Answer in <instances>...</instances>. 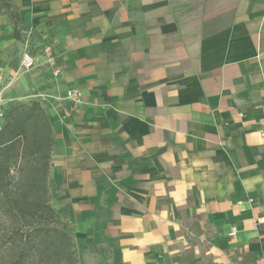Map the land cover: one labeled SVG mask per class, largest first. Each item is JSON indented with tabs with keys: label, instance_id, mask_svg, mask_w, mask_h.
<instances>
[{
	"label": "crops",
	"instance_id": "0c3cea01",
	"mask_svg": "<svg viewBox=\"0 0 264 264\" xmlns=\"http://www.w3.org/2000/svg\"><path fill=\"white\" fill-rule=\"evenodd\" d=\"M15 4L62 72L29 45L13 80L26 44L0 17L4 102L82 92L49 108L78 264H264V0Z\"/></svg>",
	"mask_w": 264,
	"mask_h": 264
},
{
	"label": "trees",
	"instance_id": "16d2710c",
	"mask_svg": "<svg viewBox=\"0 0 264 264\" xmlns=\"http://www.w3.org/2000/svg\"><path fill=\"white\" fill-rule=\"evenodd\" d=\"M13 36L30 46L52 42L21 24L15 0H0ZM41 46V47H42ZM32 48V47H30ZM55 116L34 97L4 107L0 126V260L5 264H78L72 220L52 203L51 159Z\"/></svg>",
	"mask_w": 264,
	"mask_h": 264
},
{
	"label": "built area",
	"instance_id": "2783aa9c",
	"mask_svg": "<svg viewBox=\"0 0 264 264\" xmlns=\"http://www.w3.org/2000/svg\"><path fill=\"white\" fill-rule=\"evenodd\" d=\"M44 55L47 59V62L50 63L53 67V76L59 77L62 69L59 66H56V59L55 56L52 54L53 44H48L46 46H42ZM37 54L30 48L29 44L26 43L25 50L22 54V58L20 64L18 65L17 69H15L13 73V80H18L22 75L26 74L27 72L31 71L35 68L37 64ZM5 79H4V71L3 68L0 67V95L3 92L5 87ZM39 98L41 101L47 104H50L51 107L48 108L58 109V107L62 106L64 103H69L72 106H75L82 102V92L76 88H69L65 95H56L50 93H37L35 96ZM54 102V104H52ZM7 103L4 102L3 97L0 96V120L4 116V107ZM59 118L65 119L66 116L63 114H56ZM236 234V230L232 231V235Z\"/></svg>",
	"mask_w": 264,
	"mask_h": 264
},
{
	"label": "rangeland",
	"instance_id": "374dc122",
	"mask_svg": "<svg viewBox=\"0 0 264 264\" xmlns=\"http://www.w3.org/2000/svg\"><path fill=\"white\" fill-rule=\"evenodd\" d=\"M2 16H5L4 14H1L0 15V17H2ZM35 96H33V97H31V98H34ZM14 101H16V100H14ZM8 103H10V102H8ZM8 255V253L5 251L4 253H3V257L1 258V260H0V264H5V257Z\"/></svg>",
	"mask_w": 264,
	"mask_h": 264
}]
</instances>
